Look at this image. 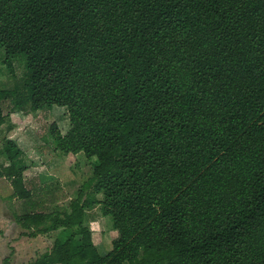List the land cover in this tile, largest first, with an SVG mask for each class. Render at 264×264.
I'll return each instance as SVG.
<instances>
[{"label": "trees", "instance_id": "trees-1", "mask_svg": "<svg viewBox=\"0 0 264 264\" xmlns=\"http://www.w3.org/2000/svg\"><path fill=\"white\" fill-rule=\"evenodd\" d=\"M0 49L24 65L0 133L62 107L54 150L95 159L48 212L3 133L21 235L57 232L22 264H264V0H0ZM95 205L117 233L105 254L83 225Z\"/></svg>", "mask_w": 264, "mask_h": 264}, {"label": "rangeland", "instance_id": "rangeland-1", "mask_svg": "<svg viewBox=\"0 0 264 264\" xmlns=\"http://www.w3.org/2000/svg\"><path fill=\"white\" fill-rule=\"evenodd\" d=\"M23 72L24 65L20 58L13 60L12 72L4 65V50L0 49V90L11 88L21 78ZM52 124H56L62 134L67 131L69 121L65 108L52 106L38 112L12 114L2 126L0 133L1 148L3 133L9 126L14 127L17 136L15 141L22 151L21 158L27 167L25 187L43 198L48 212L53 211L57 206L66 207L70 200L76 198L83 183L91 177L92 165L95 161V159L87 161L82 153L64 156L56 152L53 139L49 135V127ZM3 161V157H0V163ZM31 168L42 170L38 172ZM11 194L10 182L2 180L0 207H7L13 217V214L18 212V201L15 198L8 199ZM4 217L5 222L2 224L8 225L7 215ZM12 222L15 223L14 219ZM83 225L90 231L93 244L99 254L107 253L117 233L112 230L110 220L101 215L99 206L95 205L85 210ZM21 233L15 234V241H18L15 244L17 248L3 241L7 257L2 259L1 256L0 264L6 262L22 264L33 260L38 254L51 247L57 235V232H51L32 241L26 236L22 239Z\"/></svg>", "mask_w": 264, "mask_h": 264}, {"label": "crops", "instance_id": "crops-1", "mask_svg": "<svg viewBox=\"0 0 264 264\" xmlns=\"http://www.w3.org/2000/svg\"><path fill=\"white\" fill-rule=\"evenodd\" d=\"M5 161V160H4ZM32 170H37L39 172V170H42L41 168H31ZM29 170V169H28ZM28 173L27 171L24 173V176H26ZM38 177L40 178V175H38ZM31 178V177H30ZM4 180V179H0V182ZM25 180V178H24ZM41 180V179H40ZM6 181V180H5ZM1 208V207H0ZM0 257L2 256V259L7 257V255H5V246H4V243L3 241H7L9 242L13 248H17L15 244L18 243V241L16 242L15 241V234L17 233H20V232H24V230H21L17 224H15L14 222H12L13 220V217L12 215L10 214V212L8 211V208L7 207H2L0 209ZM4 215H7V221H8V225L7 224H2L5 222V217ZM41 238L42 236H37L35 238H29L30 240L34 241L38 238ZM24 237L22 236V239ZM21 239V240H22ZM25 239V238H24ZM15 246V247H14ZM47 250V249H46ZM5 251V252H4Z\"/></svg>", "mask_w": 264, "mask_h": 264}]
</instances>
